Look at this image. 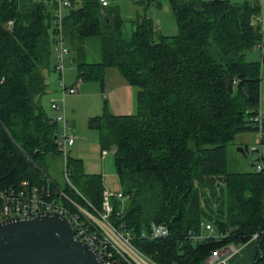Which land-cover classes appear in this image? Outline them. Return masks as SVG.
<instances>
[{
    "label": "trees",
    "instance_id": "trees-1",
    "mask_svg": "<svg viewBox=\"0 0 264 264\" xmlns=\"http://www.w3.org/2000/svg\"><path fill=\"white\" fill-rule=\"evenodd\" d=\"M70 1L61 23L72 61L67 69L102 87L105 71L116 69L137 90L134 115L89 122L101 151L115 147V174L130 196L127 228L137 236L152 222L169 226L167 239L136 238L135 245L161 264H204L213 252L257 235L251 264H264V154L260 172H231L227 162V146L241 133H255L251 119L260 111L264 56L246 59L261 39L260 1L168 0L177 35L160 34L144 16L128 39L117 8ZM55 8L53 0H0V190L25 180L42 184L39 162L60 154L57 125L42 104L50 75L64 80L67 70L62 78L53 68ZM92 42L95 62L87 60ZM66 165L80 192L99 206L101 178L84 174L79 160L67 157ZM202 222L216 237L188 238L200 234Z\"/></svg>",
    "mask_w": 264,
    "mask_h": 264
},
{
    "label": "built area",
    "instance_id": "built-area-1",
    "mask_svg": "<svg viewBox=\"0 0 264 264\" xmlns=\"http://www.w3.org/2000/svg\"><path fill=\"white\" fill-rule=\"evenodd\" d=\"M45 1V0H43ZM56 4L54 11L53 39L55 54L53 58V68L55 73L63 76L67 66L72 64L70 53L64 35L62 34L61 23L65 11L70 8V0H53ZM102 7L109 6V0H98ZM260 1L261 12L257 17L260 25L261 39L253 47V51L264 56V0ZM13 22H6V28L12 31ZM63 78V77H62ZM61 103L60 100L52 99L50 109L59 116L52 118V123L57 125L54 140L57 150L64 156V176L74 191L78 200L69 197L60 190L56 184L45 174L42 175V184H33L30 181H22L18 187L0 190V221L11 217L31 218L37 213H57L63 216L71 226L76 241L92 248L98 255L101 264H161L145 254L135 245L136 238L146 242H157L165 240L170 236L169 226L166 223L152 222L149 226L141 230L137 236L134 235L125 223L124 206L130 199L129 195L121 190L111 193L104 189L99 206L89 201L79 190L70 183V174L66 166L67 150L75 142L74 129L70 121L65 116V97L75 94L73 87L64 84L60 80ZM264 112L259 111L251 120L256 134V142L251 148V153L255 159V169L263 170L261 162L264 154ZM101 159L108 156L107 150L101 151ZM114 202L118 211L114 209ZM213 227L205 222L200 223V234L198 236L188 235V238L199 241L212 235ZM223 237L218 235L217 238ZM257 235L253 236V240ZM238 248L230 244L217 250L209 256L204 264H227L229 258L236 254Z\"/></svg>",
    "mask_w": 264,
    "mask_h": 264
},
{
    "label": "rangeland",
    "instance_id": "rangeland-1",
    "mask_svg": "<svg viewBox=\"0 0 264 264\" xmlns=\"http://www.w3.org/2000/svg\"><path fill=\"white\" fill-rule=\"evenodd\" d=\"M240 1V0H239ZM259 1V0H258ZM111 7L117 8L123 20V36L128 39L134 29V21L137 17H147L154 24L160 34L164 36H175L178 33L174 16L168 0H109ZM88 61L95 62L99 59L98 45L92 44L87 47ZM55 48H53V55ZM260 54L253 52L246 57L247 61H259ZM51 79L54 75L51 74ZM121 78L116 69L105 71L104 85L98 81L83 82L77 79V71H71L68 68L64 73V81L68 87L75 89V94L65 97L64 109L65 116L73 127L75 142L68 148L67 157L73 160H79L83 163V172L86 175H97L101 178L104 188L111 193H117L120 186L115 174L113 163V152L115 147L112 146L108 151V156L101 159V145L99 134L96 130L89 127V122L94 118L103 116H130L134 115L129 109L130 97L129 88L117 84V79ZM261 104L260 108L264 109V67L261 75ZM122 80V79H121ZM60 84V81L58 80ZM61 92V89H60ZM62 94V93H61ZM60 100V99H59ZM61 103V100H60ZM49 116L56 118L59 115L50 111ZM256 142V134L252 131L237 135L234 141L227 146L228 170L231 172H246L254 164L255 159L251 153V148ZM247 147L248 152L243 156L237 149ZM66 157V159H67ZM41 171L52 180L60 190L65 192L69 197L78 200L74 191L68 185L64 176V156L61 154L48 155L39 162ZM67 166V165H66ZM73 166H67L70 174L69 181L80 190L76 174H73ZM216 237V232L212 233ZM241 246H236L240 248ZM252 245L247 246L240 254L251 251ZM230 264V262H227Z\"/></svg>",
    "mask_w": 264,
    "mask_h": 264
},
{
    "label": "water",
    "instance_id": "water-1",
    "mask_svg": "<svg viewBox=\"0 0 264 264\" xmlns=\"http://www.w3.org/2000/svg\"><path fill=\"white\" fill-rule=\"evenodd\" d=\"M232 85L229 79V93H232ZM237 150L246 156L243 148ZM251 168L255 169V164H251ZM0 264L101 262L92 248L75 240L74 232L63 216L43 212L31 218L11 217L0 221Z\"/></svg>",
    "mask_w": 264,
    "mask_h": 264
},
{
    "label": "crops",
    "instance_id": "crops-1",
    "mask_svg": "<svg viewBox=\"0 0 264 264\" xmlns=\"http://www.w3.org/2000/svg\"><path fill=\"white\" fill-rule=\"evenodd\" d=\"M107 70H109V69H107ZM119 76L121 77L120 74H119ZM116 81H117L118 85L129 88V97H130L129 109L131 110L132 113L135 114L137 111V107H136L137 90H136V88L128 85L122 77L118 78ZM60 98H61L60 85L58 83L57 76L54 75V79L49 78V80H48V94L42 98L43 107L45 108L48 115H49L48 110H49L50 101L52 99L59 100ZM260 110H262L264 112V109L260 108ZM103 188H104V184H103ZM104 189H106V188H104ZM249 245H252L251 251H246L240 255L238 254V253H240V251H243ZM255 254H256L255 253V241L251 240L248 243H246L245 245H241V247L238 249L236 254H234L233 256H231L229 258L228 262H230V264H251L255 258Z\"/></svg>",
    "mask_w": 264,
    "mask_h": 264
}]
</instances>
